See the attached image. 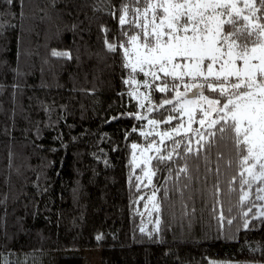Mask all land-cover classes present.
I'll use <instances>...</instances> for the list:
<instances>
[{
    "label": "trees",
    "instance_id": "trees-1",
    "mask_svg": "<svg viewBox=\"0 0 264 264\" xmlns=\"http://www.w3.org/2000/svg\"><path fill=\"white\" fill-rule=\"evenodd\" d=\"M251 2L255 16L238 0V26L248 24L245 13L264 22L257 0ZM125 5L133 0H0V264L9 252L66 251L57 264H82L75 251L90 248L100 249L101 264L264 263L257 184L241 189L233 166L224 169L218 192L212 189L214 174L207 183L201 175L185 189L176 179V165L170 176V162L159 163L173 140L187 143L194 133L164 141L149 162L151 171L159 165L150 185H141L133 145L152 138L144 134L150 120L165 131L182 120L171 109L178 104L176 91L185 89L177 80L175 91L160 92L156 86L165 79L171 84L172 77L158 72L161 80L153 82L150 75L123 67L131 36L140 44L143 39L136 25H120ZM106 41L117 51L110 52ZM145 80L152 87H145ZM167 98L173 104L161 107ZM170 116L176 118L163 122ZM242 191L249 197L240 204ZM148 193L161 204L160 212L153 211L155 228L143 225ZM97 235L103 239L97 241Z\"/></svg>",
    "mask_w": 264,
    "mask_h": 264
},
{
    "label": "snow or ice",
    "instance_id": "snow-or-ice-1",
    "mask_svg": "<svg viewBox=\"0 0 264 264\" xmlns=\"http://www.w3.org/2000/svg\"><path fill=\"white\" fill-rule=\"evenodd\" d=\"M257 2L261 16H264V0ZM8 3L11 4L12 0ZM131 7L135 11L130 13ZM243 7L255 16L257 9L251 0H245ZM122 13L120 25H136L143 32V51L137 46L135 61L130 59L123 67L130 68L131 73L139 70L145 77L150 75L153 82L161 80L158 72L164 77H172L171 84L165 79L156 86L160 92L175 91L179 87L176 81L180 80L185 89L184 93L176 91L178 102L185 97L180 110L187 111L188 107L195 105V109L187 111V132L194 135L187 137V143L173 140L172 150L157 157L159 163L170 162L166 165L170 176L175 164L176 179L185 189L191 187L193 181L198 183L201 175L207 183L214 174L212 189L215 192L220 190L219 178L224 169L235 166L239 173V187L251 189L257 184L255 199L264 200V22H254L245 13L243 19L248 24L238 26L241 9L235 0H133V5H125ZM256 19L260 20V17ZM137 38V35L131 36V42L135 44ZM106 43L110 52L117 51V45ZM120 47L126 48L123 44ZM53 55L69 54L54 51ZM124 55L130 57L133 54L126 48ZM185 76L192 83L184 80ZM131 79L135 80V77ZM128 83L125 80V84ZM143 83L145 87H152L148 80ZM192 89H195L192 98H187V92ZM205 90L217 95L207 96ZM164 104H173V101L167 98L161 107ZM203 104L208 107L204 108ZM196 109L199 111L194 115ZM177 110L173 105L171 111ZM140 118L136 116V119ZM175 118L170 116L163 122L170 123ZM196 122L200 128H191V123ZM149 123L156 124L157 121L150 120ZM182 127L181 124L171 133H161V143L163 138L172 139V133L180 135ZM222 149H228L232 155L226 157ZM156 151L160 153L162 149L157 147ZM173 154L178 159L174 160ZM213 162L216 165L214 170ZM201 163L203 174L200 172ZM158 167L154 166L151 173L145 171V176L154 175ZM235 183L236 176H233L229 180L230 192L235 190ZM248 197L249 192L242 191L239 203H245ZM153 209L160 212L161 204L154 202ZM213 216L215 218V213ZM227 223L231 224L232 219ZM102 239V235L96 236L97 241Z\"/></svg>",
    "mask_w": 264,
    "mask_h": 264
},
{
    "label": "rangeland",
    "instance_id": "rangeland-1",
    "mask_svg": "<svg viewBox=\"0 0 264 264\" xmlns=\"http://www.w3.org/2000/svg\"><path fill=\"white\" fill-rule=\"evenodd\" d=\"M237 3V6L239 8L238 0H235ZM137 46L139 47L140 51H143V48L138 41L135 42V44H131V46L127 49L131 55L130 57H127V60L131 59L132 62L135 61L134 53L137 50ZM239 63V62H238ZM147 69V65L145 66ZM180 69H177V72H179ZM186 77V76H185ZM189 92V91H188ZM184 99V98H183ZM183 99L180 100L177 104V109L179 112V119L182 118V120L175 126L179 127L181 124L183 127L180 129V133H187V129L189 127L188 122V115L187 111H192L195 109V105H192L187 108V111H181V106L183 105ZM204 108H207V104H203ZM198 109L195 110L194 115L198 113ZM215 115V113H213ZM195 123H191L190 127L194 128ZM196 127H200L199 123L196 122ZM173 129V128H172ZM172 129L167 130L168 132H172ZM165 130H162L159 126V123L151 124L150 128L144 131L145 135H148L149 137H152L147 144L145 145H136V148H133V154H132V162L134 167H141V173L139 175V181L142 186H148L151 183V177L145 176V171H148L151 173V170L149 168V162L152 159V157L157 153L156 148L159 147L161 149V133H163ZM176 135L175 133H172V137ZM168 138H163V142L166 141ZM150 142L152 143V147L149 148ZM154 194L148 193L145 200V207L143 210V217H144V227H150L155 228L156 227V219L153 216V203L156 202V197L153 200ZM262 205H260V208L258 209L259 212L264 213V200H262ZM74 252V251H73ZM77 254H79L82 257V264H101V251L98 248H90V249H84L80 251H75ZM60 253L68 254V251L66 252H40V253H17V252H9L4 253L2 255V262L3 264H57V258L60 255ZM72 253V251H71ZM208 264H264L259 262H247V261H231V260H216V259H209Z\"/></svg>",
    "mask_w": 264,
    "mask_h": 264
},
{
    "label": "water",
    "instance_id": "water-1",
    "mask_svg": "<svg viewBox=\"0 0 264 264\" xmlns=\"http://www.w3.org/2000/svg\"><path fill=\"white\" fill-rule=\"evenodd\" d=\"M195 91V89H192L191 91L187 92V98H192V92ZM182 98H185L182 96Z\"/></svg>",
    "mask_w": 264,
    "mask_h": 264
}]
</instances>
